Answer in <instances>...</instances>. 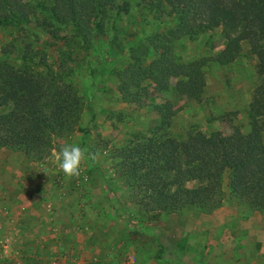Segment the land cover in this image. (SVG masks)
I'll return each mask as SVG.
<instances>
[{
  "label": "trees",
  "instance_id": "1",
  "mask_svg": "<svg viewBox=\"0 0 264 264\" xmlns=\"http://www.w3.org/2000/svg\"><path fill=\"white\" fill-rule=\"evenodd\" d=\"M219 28L225 48L215 57L181 56L185 43ZM63 31L85 58L100 56L86 76L72 55L58 53L49 64L23 36L58 41ZM0 33L13 37H0V152L45 159L56 140L81 131L89 106L79 81L95 89L111 79L123 103L158 117L149 132L127 135L113 155L117 175L145 214L156 220L189 210L210 214L225 203L264 212V0H0ZM243 42L257 58L250 132L206 133L197 125L176 132L180 104L201 100L208 64L234 63ZM112 116L121 121V114Z\"/></svg>",
  "mask_w": 264,
  "mask_h": 264
},
{
  "label": "rangeland",
  "instance_id": "2",
  "mask_svg": "<svg viewBox=\"0 0 264 264\" xmlns=\"http://www.w3.org/2000/svg\"><path fill=\"white\" fill-rule=\"evenodd\" d=\"M122 25L124 26L123 23H120V26ZM66 33V31L61 32L62 39L58 41L42 34L35 36L38 39H34L32 34L23 36L28 37L25 40L27 44H32L33 47L39 46L43 50L41 55L49 56L48 59L46 57L48 63L55 62L58 53L72 55L70 60L80 62V67H82L79 70L84 76L88 73L90 60H99L100 56L91 54L90 60L85 58L84 53H82L80 46L77 44L78 41L71 39L73 37L71 32ZM1 36L2 34L0 33ZM12 38L2 36L4 41H10ZM66 38L68 39L65 41ZM43 44H46V47ZM224 48L225 40L222 37V28H219L196 40L185 43L179 49V53L182 57L189 59L212 58L220 51H223ZM113 58L110 59L112 60ZM256 64L257 58L251 53L248 42L242 43V52L234 63L226 67L218 66L214 63L208 64L206 71L207 86L201 95V100L183 101L180 104V111L173 123L174 130L184 134L188 126L197 125L206 133L222 131L225 135H230L233 133L234 127H240L243 133H249L251 127L247 111L258 83ZM91 84L93 83L85 79L84 82L79 81L78 83L81 93L85 95L86 106H91L82 115L79 123L81 131L77 130L68 138L56 140L53 147V149L59 148L63 143H76L82 148H86L90 154H97V159L94 162L89 161L84 166L81 177L79 179L66 177L50 158L52 151L45 159L40 161L33 160L20 153L25 158L27 165L23 162L21 163V161H17V163L24 167L26 166L28 170L30 169L27 172V180H32L36 185L40 181L45 180L46 173H54L55 176H52V179L58 187L68 179L75 181L76 186L81 190H83L84 186L92 185V183H106L113 188V191L116 190L119 196L117 198L112 196V199L115 200L114 210L111 209V199L107 192L100 191L95 195H99L100 201L105 203V212L109 211L110 214L119 213L120 218L117 221L121 223L118 224V241L113 253L108 254L107 260L96 262V264H124L131 257L136 259L138 255L137 249L139 248L143 249L142 252L145 257L157 253L160 248L159 241L157 238L149 236L148 231L157 227L159 229L162 223L151 218L150 214H145L132 200L129 191L125 187L124 180L120 179L115 171L116 162L113 159V155L116 149L126 144V141H128L127 135L149 132L155 126L158 117L149 107H137L132 103H123L120 100V94L117 92L118 85L111 79L105 82L104 78L95 89L92 88ZM87 91L89 94H87ZM160 96L165 95L161 94ZM113 112L121 114L120 122L112 116ZM92 116H95V119L90 123ZM86 129H88V132ZM0 153L2 159L6 161L5 155L10 153V150L3 149ZM92 162L94 165L91 164ZM31 165L36 168V171L38 170L37 174H31L34 173ZM92 165L93 168H88V166L91 167ZM1 177L2 174L0 173ZM223 206L225 207H220L217 224H215V221L213 223L209 222L203 224L205 227L210 228L213 225H217L221 230L236 229L237 231L235 232L240 237H243V232L245 231L250 235L247 236L250 238L246 242L248 247L255 242L254 237L264 239V230L259 228L260 221L258 218L253 217L255 214L256 217H259L264 212L254 211L256 213L253 212L254 214H252V211L249 212L244 208H240V211L232 212L231 208L234 209L233 205L225 203ZM227 206L231 208H227ZM248 216H251L252 219L249 220H252V223L247 224L245 220H238ZM78 228L83 229L81 226ZM116 232L117 228L114 227L112 235L116 234ZM221 236L223 237V232H220ZM263 259L264 256L261 260L253 258L256 262H262Z\"/></svg>",
  "mask_w": 264,
  "mask_h": 264
},
{
  "label": "crops",
  "instance_id": "3",
  "mask_svg": "<svg viewBox=\"0 0 264 264\" xmlns=\"http://www.w3.org/2000/svg\"><path fill=\"white\" fill-rule=\"evenodd\" d=\"M5 158L6 161L0 155V237H9L12 243L10 249L0 250V264L7 260L10 264H52L56 258L60 264H96L107 260L116 248L120 217L119 213L105 212V203L95 195L107 192L114 210L112 196H119L116 190L106 183L88 184L81 190L68 179L58 187L52 179L54 173H46L45 180L36 185L27 180L30 169L17 163L27 165L23 155L10 151ZM31 168V174H37L38 170ZM219 210L210 214L189 210L161 215L158 221L162 226L148 231L149 236L157 238L160 248L149 257L143 255V249H137L136 264H264V259L253 260L264 256L263 238L254 237L252 248L246 243L250 235L245 231L240 237L236 229L203 225L214 221L217 224ZM253 217L258 218L259 228L264 230V213ZM249 219L251 216L238 220L252 223ZM114 227L117 232L112 235Z\"/></svg>",
  "mask_w": 264,
  "mask_h": 264
},
{
  "label": "clouds",
  "instance_id": "4",
  "mask_svg": "<svg viewBox=\"0 0 264 264\" xmlns=\"http://www.w3.org/2000/svg\"><path fill=\"white\" fill-rule=\"evenodd\" d=\"M58 168L69 179H79L84 166L89 161H95L97 154H90L86 148L76 143H63L59 148H54L50 157Z\"/></svg>",
  "mask_w": 264,
  "mask_h": 264
},
{
  "label": "built area",
  "instance_id": "5",
  "mask_svg": "<svg viewBox=\"0 0 264 264\" xmlns=\"http://www.w3.org/2000/svg\"><path fill=\"white\" fill-rule=\"evenodd\" d=\"M11 243H12V240H10L9 237H5V236L0 237V250L6 251V250L10 249ZM136 260H137V258L135 259V257H131L124 264H136V262H137ZM6 264H10V262H8V260H7ZM52 264H60V259L59 258L54 259Z\"/></svg>",
  "mask_w": 264,
  "mask_h": 264
}]
</instances>
